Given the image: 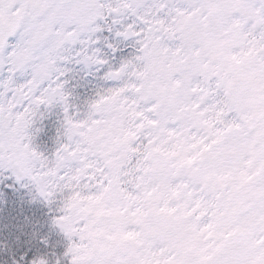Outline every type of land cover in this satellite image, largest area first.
Segmentation results:
<instances>
[{"label": "snow or ice", "instance_id": "6c2138e0", "mask_svg": "<svg viewBox=\"0 0 264 264\" xmlns=\"http://www.w3.org/2000/svg\"><path fill=\"white\" fill-rule=\"evenodd\" d=\"M0 264H264V0H0Z\"/></svg>", "mask_w": 264, "mask_h": 264}]
</instances>
